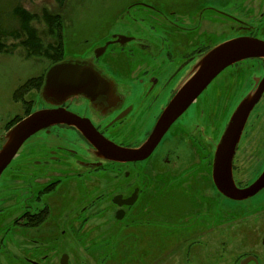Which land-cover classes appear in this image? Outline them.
Returning a JSON list of instances; mask_svg holds the SVG:
<instances>
[{"label": "flooded vegetation", "instance_id": "1", "mask_svg": "<svg viewBox=\"0 0 264 264\" xmlns=\"http://www.w3.org/2000/svg\"><path fill=\"white\" fill-rule=\"evenodd\" d=\"M251 1L245 0V31L233 37L254 36L264 40L261 31L264 0H259L256 7ZM131 3L139 4L141 9L131 13V21L124 19L114 28H108L109 33L96 46L104 47L103 51L97 55L94 47L87 57L81 56L97 66L111 82V102H92L86 96L76 95L62 106L89 119L114 143L138 148L198 62L216 45L228 40L226 37L219 41L215 28L218 18L240 19L231 12L238 9L236 0H173L171 3L166 0L163 5L157 0H133ZM127 9L128 6L116 13L124 17L130 12ZM258 10L260 19L251 25L248 18ZM263 77L262 57L245 58L225 68L169 126L145 159H106L77 127L68 124L51 125L32 134L0 172V251L14 252L15 236L22 240L28 237L33 242L34 250L19 247L20 250L42 254L43 258L49 255L48 245L50 252L56 251L59 236L85 243V238L93 234L89 222L90 211L95 206H101L97 211L92 210L99 218L113 216L116 227L112 232L118 237H149L154 232V215L160 216L171 231L182 236L179 248L187 241L198 239L202 232L215 230L224 205L239 206L244 220L245 212H264V188L251 197L237 200L223 194L214 177L218 144L229 119ZM42 84L39 78L32 87L40 88L41 92ZM263 95L264 92L255 106ZM46 102L48 105L43 108L57 107ZM32 111L18 118L14 116L6 123V129L0 133V149L11 127ZM252 111L232 161V180L239 188L254 182L264 170L263 163L259 175L248 183L236 176L237 155ZM107 171L114 173V186L110 190L100 188L108 179ZM74 177L78 181L72 180ZM89 182L95 183L94 186ZM91 192L95 193L93 197ZM131 198L133 202L126 203ZM57 207L60 211L55 213ZM65 214L73 215L63 220ZM51 220L64 222L68 228L47 230V236L51 237L48 243L42 244L41 238L25 234L30 229L36 235L43 233L42 225L52 226ZM74 221L78 223L72 224ZM22 259L38 264L24 252Z\"/></svg>", "mask_w": 264, "mask_h": 264}, {"label": "rangeland", "instance_id": "2", "mask_svg": "<svg viewBox=\"0 0 264 264\" xmlns=\"http://www.w3.org/2000/svg\"><path fill=\"white\" fill-rule=\"evenodd\" d=\"M62 1L63 3L60 4L58 0H5L4 7L0 6V11L3 12L2 25L4 29L18 28L13 35L0 36V41L6 44L3 47L4 51L0 53V133L6 129V123L14 116L18 118L24 113L32 110L34 112L48 105L42 95V88L40 92V88H34L32 85L36 79L41 78L44 81L46 71L52 64L65 58L87 57L93 50L92 48L98 46L104 35L109 33V27L114 28L124 19L131 21V13L141 9L139 4L131 3L133 0ZM164 1L166 0H157L159 5H163ZM172 1L170 0V3ZM249 3H254L256 7L259 6L260 1L252 0ZM236 4L238 9H233L231 12L243 21L218 18L215 28L219 41L245 31V0H236ZM224 5H228V2H224ZM16 6L26 9L31 14L29 31L19 30L20 23L11 14ZM127 6V10L130 12L126 16L121 17L119 12L116 13ZM58 14L60 21L59 17H54ZM259 14V10L251 13L248 22L251 25L257 24L260 19ZM261 31L263 32L264 29ZM60 47L61 52L57 54V49ZM241 76L245 82L243 69ZM232 89H235V86ZM245 131L237 155L236 176L248 183L259 175L264 163V95L252 111ZM64 133L70 132L64 130ZM106 177L108 179L100 188L105 187L106 190H110L114 186L112 181L114 173L107 171ZM72 180L78 181L76 177ZM89 184L94 186L95 183L89 182ZM72 186L75 191V185L72 184ZM93 195L95 193L91 192L92 197ZM75 198L74 192V201ZM221 200L218 199L219 208H221L220 204L222 205ZM98 207L101 206H95L90 211V232L93 234L85 238V246L84 240L77 242L75 238L59 236L56 242V251L50 252L51 247L48 245L46 252H49V255L43 258L42 254L20 250V248L27 249L28 247L34 250L33 242L30 241L31 239L28 240V237L22 240L19 236H15L13 245L17 248L14 252L6 254L0 251V264H32L30 261L22 259L23 252L38 264H60V258L64 252L69 254V264H99L101 256L106 250H113V242L115 241L116 246L119 237L114 236L112 232L116 227L113 216L106 215L105 218H99L98 214L92 211H97ZM222 210L223 214H218L215 230L202 232L198 239L187 241L180 248L177 241L179 234L171 231L172 229L166 226L160 216L154 215L152 220L154 232L151 235L156 238L154 242L159 241L157 244L164 245V241L170 239L171 244L169 245L170 249H167L168 252H166L167 250L164 248L166 245L161 248L153 242L152 254L154 252L155 257L152 259V264H240L243 258L248 255L256 256L259 264H264V244L262 243L264 212L258 214L245 212L244 220L241 208L235 204L232 205V208L230 205H224ZM59 211L60 209L57 207L55 213ZM76 212L74 211V214ZM71 215L73 214L63 215V220L72 217ZM109 218L111 220L108 222ZM57 222V220H51L52 226L47 223L43 224L40 229L43 232L41 234H34L32 229L26 230L25 234L41 238L42 244L48 243L51 237L47 236V230L68 228L66 223ZM71 223L76 225L78 221ZM160 225H163L164 231L167 230L166 234L163 235V230H157ZM95 229H99V231L95 232ZM148 236L150 237V235ZM130 237L124 235L120 237L122 239L121 253L124 255L133 249L144 252V247L142 248L140 245L137 247L133 243L132 249L130 242L133 241H130ZM190 244H192L191 247H189ZM150 248L151 243L148 242L147 249L150 250ZM171 249L174 250L170 252ZM42 250H45L44 247ZM249 264L254 263L250 262Z\"/></svg>", "mask_w": 264, "mask_h": 264}, {"label": "water", "instance_id": "3", "mask_svg": "<svg viewBox=\"0 0 264 264\" xmlns=\"http://www.w3.org/2000/svg\"><path fill=\"white\" fill-rule=\"evenodd\" d=\"M109 43V42H108ZM107 43V44H108ZM104 47H98L99 55ZM264 58V40L254 36H238L221 42L211 49L197 64L194 72L182 84L161 113L153 131L138 148L120 146L103 136L92 122L62 106L76 95L88 97L92 102H111V82L91 61L84 58H65L52 64L44 76L42 95L45 100L57 105L42 108L27 115L8 131V138L0 149V172L10 162L24 141L39 130L56 124L77 127L87 140L106 159L132 161L147 158L167 131L169 126L189 107L212 80L228 66L245 58ZM264 92V77L256 90L239 103L232 114L218 144L214 177L218 189L233 199H246L264 188V170L258 178L239 188L232 180V161L243 127L255 104ZM133 199L126 200L130 204ZM264 244V238H263ZM67 253L62 254L60 263L68 264ZM258 259L249 255L240 264Z\"/></svg>", "mask_w": 264, "mask_h": 264}, {"label": "trees", "instance_id": "4", "mask_svg": "<svg viewBox=\"0 0 264 264\" xmlns=\"http://www.w3.org/2000/svg\"><path fill=\"white\" fill-rule=\"evenodd\" d=\"M60 4L63 3L62 0H58ZM3 3H5V0H0V6L1 7H4ZM12 16H15L19 23H20V27H19V30H25V31H29V23L31 21V14H29L27 12L26 9L22 8V7H19V6H16L14 8V10L12 11ZM2 16H3V12L0 11V36L1 35H13L15 34L17 31V29H13L9 27V30H5L3 25H2ZM55 18L59 17V21H60V15H55L54 16ZM61 27V26H60ZM61 32V31H60ZM6 44L4 42H1L0 41V53L2 51H4V46ZM33 47H35V45H32ZM61 52V47L57 49V54H60ZM163 225H160L157 229V230H163L162 228ZM163 235L167 233V231H164L163 230ZM121 237V236H120ZM120 237L118 238V241L116 243V247H115V243L113 242V250L112 251H107L101 256V259L99 260V264H152V259L155 257L153 254H152V248H153V244L155 243L157 246H160L161 248L164 247L165 245V250H169L170 249V239H168L167 241H164V245H159L157 243L158 242H154L156 241V238H153L152 236L150 237H146V236H143V237H133L131 236L130 237V241L132 240L133 242H130L131 243V246H132V249H133V244L136 245L138 247V245H140V247H144V252H141V251H136V250H132L131 252L129 253H126V254H122L121 253V241L122 239H120ZM152 238H153V241H152ZM183 238L181 236L178 237L177 241H180L182 240ZM144 242V243H143ZM148 242L151 243V248L150 250L147 249L148 247ZM154 242V243H153ZM133 243V244H132ZM168 250L166 252H168ZM173 249L170 250V252L172 251Z\"/></svg>", "mask_w": 264, "mask_h": 264}]
</instances>
